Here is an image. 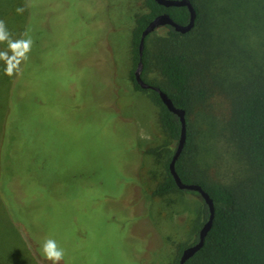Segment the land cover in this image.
Segmentation results:
<instances>
[{"label": "rangeland", "instance_id": "1", "mask_svg": "<svg viewBox=\"0 0 264 264\" xmlns=\"http://www.w3.org/2000/svg\"><path fill=\"white\" fill-rule=\"evenodd\" d=\"M16 1L15 7L0 0V20L11 39L33 43L18 73L6 75L0 60V191L6 204L0 264H52L42 249L48 238L64 250L60 264H170L178 247L194 239L202 202L181 189L154 194L178 141L164 129L151 94L131 77L132 35L144 0ZM213 11L219 15L212 8V28L219 31ZM246 16L235 8L226 17L234 29L232 48L243 58L252 54L243 38L262 29L258 22L241 27ZM263 41L258 37L250 47L259 53ZM213 42L220 44V33ZM0 51L11 55L7 42H0ZM206 70L215 81L218 67L209 63ZM148 77L162 81L157 71ZM228 104L220 98L208 103L202 117L212 124L193 114L195 175L242 178L244 168L224 142Z\"/></svg>", "mask_w": 264, "mask_h": 264}, {"label": "trees", "instance_id": "2", "mask_svg": "<svg viewBox=\"0 0 264 264\" xmlns=\"http://www.w3.org/2000/svg\"><path fill=\"white\" fill-rule=\"evenodd\" d=\"M12 1L11 5L16 7L18 2L8 0ZM191 1L197 11L194 28L181 33L173 26L166 25L167 31L159 34L155 29L145 39L143 54V78L160 86L169 94L175 105L186 110L187 140L176 168L184 181L201 184L215 203L214 224L206 236L205 243L186 264H264V41L259 53L257 48L254 50L250 47V44L256 43L258 37H264V0ZM144 2L146 10L137 15L132 35L131 77L138 90L151 94L154 102L160 107L159 119L164 129L172 140L178 141L181 133L180 118L168 109L156 90L142 88L137 83L134 71L140 59L141 35L148 23L155 16L167 12L175 21L186 24L190 19V11L187 6L167 7L156 0ZM212 8L219 12L218 15L213 11L217 18L214 22H219V31L212 28ZM235 8H240L247 14L241 20V27H249L250 22L262 24V29L258 32L248 33L249 35L243 38L247 49L252 52L247 58L241 57L239 52L232 48L233 39L230 35L234 29L226 17L228 12ZM219 33L221 42L216 46L213 41ZM198 34L201 39H194ZM200 42H204L205 47L201 48ZM207 42L210 44L206 45ZM212 46L215 49H211ZM209 63L218 67L215 81L206 75ZM155 71L160 73L162 81L148 77L150 72ZM219 98L229 103L227 112L222 113V129L226 138L224 142L233 158L239 159L244 168L242 178L232 182L213 180L203 173L195 175L192 167L199 150L196 142L198 127L194 122V115L198 113L199 123L202 120V124L203 121L212 124L210 119L202 117V114L204 109H208V103L212 99ZM174 152H168L166 156V175L154 191L158 197L180 189L169 169ZM181 190L201 196L194 190ZM1 196L0 191V215H6V204ZM201 202L195 224V237L191 243L178 247V255L170 264H179L183 249L198 241L199 231L209 217V207L202 197ZM17 230L19 232V229ZM26 248L28 251L32 249L27 244Z\"/></svg>", "mask_w": 264, "mask_h": 264}, {"label": "water", "instance_id": "3", "mask_svg": "<svg viewBox=\"0 0 264 264\" xmlns=\"http://www.w3.org/2000/svg\"><path fill=\"white\" fill-rule=\"evenodd\" d=\"M158 3L165 5L167 7L169 6H187L190 11V19L188 23L181 24L173 19V17L165 12L162 14H159L155 16L145 27V29L142 32L140 43H139V55L140 59L138 61L137 67L134 71V76L137 81V83L142 88H152L156 90L163 103L168 107V109L172 112H174L179 118L181 122V133L180 137L178 139V144L176 147V150L174 154L172 155V158L169 163V169L171 171V174L173 175L175 182L177 186L180 189H189L194 190L200 193L201 197L204 199L206 204L209 207V217L202 225L200 231H199V239L194 244H191L187 247H185L181 253L179 264H186V261L193 256L198 250H200L204 243L207 234L211 230L214 219H215V203L214 199L211 197L208 191H206L203 186L196 182H186L182 179L181 175L179 174L176 163L179 159L184 146L186 144L187 140V118H186V110L182 107H179L175 105L172 98L169 96V94L164 91L160 86L154 85L149 83L143 78V70H144V62H143V54H144V48H145V39L147 35H149L152 31L157 29L160 26H166L171 25L173 26L177 31L181 33H186L192 30L196 24V18H197V11L195 6L193 5L191 0H156Z\"/></svg>", "mask_w": 264, "mask_h": 264}, {"label": "clouds", "instance_id": "4", "mask_svg": "<svg viewBox=\"0 0 264 264\" xmlns=\"http://www.w3.org/2000/svg\"><path fill=\"white\" fill-rule=\"evenodd\" d=\"M24 10V7H18L16 9L17 13L20 14ZM24 35L27 36V33ZM0 42H7L8 49L11 51V55H9L8 51H0V60H3L6 64L5 74L12 76L14 73L19 72L21 62L27 59V54L31 51L33 41L30 37L27 39H11L5 21L0 20ZM42 249L44 256L49 261H52V264H60V261L64 258V250L58 245L55 239H46L43 242Z\"/></svg>", "mask_w": 264, "mask_h": 264}]
</instances>
